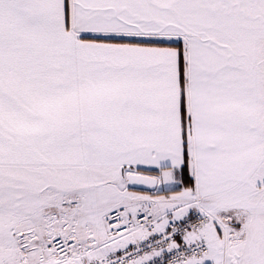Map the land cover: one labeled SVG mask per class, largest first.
Wrapping results in <instances>:
<instances>
[{
	"label": "snow or ice",
	"instance_id": "1",
	"mask_svg": "<svg viewBox=\"0 0 264 264\" xmlns=\"http://www.w3.org/2000/svg\"><path fill=\"white\" fill-rule=\"evenodd\" d=\"M0 264H264V0H0Z\"/></svg>",
	"mask_w": 264,
	"mask_h": 264
}]
</instances>
